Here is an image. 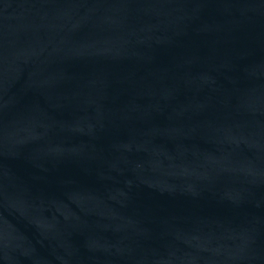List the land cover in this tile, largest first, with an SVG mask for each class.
I'll use <instances>...</instances> for the list:
<instances>
[{"label": "water", "instance_id": "1", "mask_svg": "<svg viewBox=\"0 0 264 264\" xmlns=\"http://www.w3.org/2000/svg\"><path fill=\"white\" fill-rule=\"evenodd\" d=\"M0 264H264V0H0Z\"/></svg>", "mask_w": 264, "mask_h": 264}]
</instances>
